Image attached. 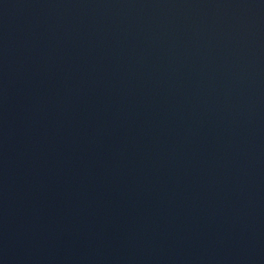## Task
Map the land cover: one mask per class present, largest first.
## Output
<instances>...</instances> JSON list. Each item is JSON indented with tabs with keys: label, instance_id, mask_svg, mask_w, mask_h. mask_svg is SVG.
<instances>
[{
	"label": "water",
	"instance_id": "95a60500",
	"mask_svg": "<svg viewBox=\"0 0 264 264\" xmlns=\"http://www.w3.org/2000/svg\"><path fill=\"white\" fill-rule=\"evenodd\" d=\"M0 264H264V0H0Z\"/></svg>",
	"mask_w": 264,
	"mask_h": 264
}]
</instances>
